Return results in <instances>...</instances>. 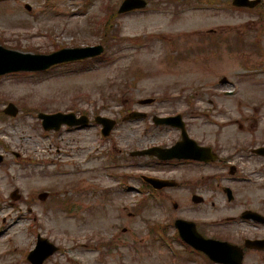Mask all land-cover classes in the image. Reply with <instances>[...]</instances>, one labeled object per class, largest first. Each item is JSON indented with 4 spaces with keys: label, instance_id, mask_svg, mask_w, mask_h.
<instances>
[{
    "label": "rangeland",
    "instance_id": "rangeland-1",
    "mask_svg": "<svg viewBox=\"0 0 264 264\" xmlns=\"http://www.w3.org/2000/svg\"><path fill=\"white\" fill-rule=\"evenodd\" d=\"M5 1L0 0V46L5 49L50 55L61 48L105 46V41L107 52L106 60L84 65L87 68L75 65L0 78V154L5 158L0 166V264H27L24 257L33 250L36 233L59 248L45 264H207L185 251L176 239L174 220L198 222L209 233L206 224L234 216L242 201L258 206L262 178L232 186L237 201L226 210L220 190L198 189L211 187L212 170L193 173L183 168L165 174L154 165L140 168L145 159L127 170L122 163L129 152L177 140L174 131L152 130L148 138L145 127L152 115H181L203 145L209 143V125H259V132L263 130L264 10L238 12L228 0H146L145 11L117 17L124 0ZM108 10L115 19L102 30L100 22ZM228 38L232 46L219 44ZM237 40L242 41L239 48ZM222 78L229 82L225 87L219 86ZM227 90L234 94L222 97ZM147 99L155 102L138 106ZM8 104L19 110L13 120L2 115ZM56 112H84L91 122L100 116L118 126L105 144L95 129L61 133V149L70 151L68 160L56 156L54 138L45 139L36 119L38 113ZM131 112L149 118L124 122ZM241 141L251 143L252 138L244 133ZM107 153L120 165L112 170L114 175L130 177L132 194L106 178ZM258 161L244 157L241 166L247 172L240 175L263 167ZM141 176L182 177L178 180L189 186L161 191L168 210L149 200L137 208L135 201L145 199L137 193ZM14 192L19 196L15 201L10 198ZM193 193L204 197L203 205L191 203L188 196ZM44 194L47 199L40 201ZM21 217L27 222L18 221ZM160 228L168 242L156 237ZM235 233L237 228H226L209 235L222 239ZM244 264H260V259L248 254Z\"/></svg>",
    "mask_w": 264,
    "mask_h": 264
},
{
    "label": "water",
    "instance_id": "water-1",
    "mask_svg": "<svg viewBox=\"0 0 264 264\" xmlns=\"http://www.w3.org/2000/svg\"><path fill=\"white\" fill-rule=\"evenodd\" d=\"M236 4L239 6H246L247 0H235ZM145 6V3L139 0H126L123 5L121 6L119 13H124L128 11H132L134 9H140ZM253 6V5H250ZM87 52H92L93 54H88ZM102 52L100 48L92 49L91 51L89 49L84 50H73V51H63L58 54L52 55L50 57H42L44 59L38 58V57H32V56H20L16 53L12 52H6L3 49L0 48V75H4L11 72H18V71H32V70H42L44 68H48L52 65H55L57 63L65 62V61H74V60H82L88 57H91L93 55H98ZM43 60H46L48 62H43ZM150 101L143 102V104H148ZM8 115L15 116L16 111L11 107L6 111ZM141 117L140 114H134L131 118H139ZM41 119H43V126L49 130L53 126H56L58 128L61 124H85L86 120L82 121H74L73 118L70 117H63L60 115L56 116H40ZM99 122L103 123L104 125H112L111 122L107 120H98ZM154 122L156 124H167V125H175L179 127H183L182 122L180 120V117L178 118H171L166 120H158L155 119ZM185 137V136H184ZM184 146L185 148L187 145H189L190 142L184 138ZM146 154V152L143 153V155ZM164 155H161L160 158H163ZM193 158V159H199L198 152L197 153H190L186 154L183 158ZM0 158V162H1ZM180 229L182 230L183 235H188V231L191 233L188 237V242L193 245L195 248L200 249L204 251L208 256L220 263L224 264H240L241 255L238 253V255L233 256L230 254V251L232 248L228 247L226 244H219L214 242H206L203 241L199 236H197L194 232V227L190 224L180 222L179 224ZM42 245H46L45 242H40ZM38 245L36 251L32 253L31 257L36 258L35 263L36 264H42V262L50 255H52L55 252V249L52 246L47 247H40ZM252 246L254 248H262L264 245L261 243H252ZM229 257H235L238 261L237 263L229 261L227 258ZM34 263V264H35Z\"/></svg>",
    "mask_w": 264,
    "mask_h": 264
},
{
    "label": "flooded vegetation",
    "instance_id": "flooded-vegetation-1",
    "mask_svg": "<svg viewBox=\"0 0 264 264\" xmlns=\"http://www.w3.org/2000/svg\"><path fill=\"white\" fill-rule=\"evenodd\" d=\"M232 126H234V128L231 131H226L228 127ZM259 129V125H210L209 148L212 150V153L216 155V160L215 163L211 164L212 167L210 170H212V174L209 178L214 188L217 190L219 189L221 193L224 194L226 188L232 190V186H240L241 183H244V178H246V176L240 175L243 171L247 172L243 170L241 166V161L244 159V156L259 159L258 162L263 167L254 171L257 172V177L260 176L262 178V195L258 198V209H256V212L264 216V156H255L252 154L255 150L264 149V128L260 132ZM244 133L250 135L252 138L251 143L241 141ZM247 177L253 178L254 175L251 174ZM235 222L254 227L253 231L247 230L246 233H243L245 237L240 240V242H244L245 239L264 240L263 224L259 225L250 222H242L236 219ZM229 240L231 241L230 238ZM245 253L257 255L260 258V263L264 264V251H246Z\"/></svg>",
    "mask_w": 264,
    "mask_h": 264
}]
</instances>
